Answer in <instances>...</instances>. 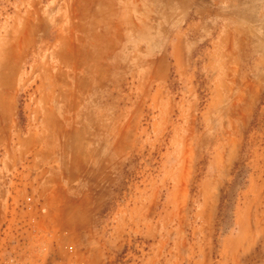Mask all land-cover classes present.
<instances>
[{
  "label": "rangeland",
  "instance_id": "rangeland-1",
  "mask_svg": "<svg viewBox=\"0 0 264 264\" xmlns=\"http://www.w3.org/2000/svg\"><path fill=\"white\" fill-rule=\"evenodd\" d=\"M0 264H264V0H0Z\"/></svg>",
  "mask_w": 264,
  "mask_h": 264
},
{
  "label": "built area",
  "instance_id": "built-area-1",
  "mask_svg": "<svg viewBox=\"0 0 264 264\" xmlns=\"http://www.w3.org/2000/svg\"><path fill=\"white\" fill-rule=\"evenodd\" d=\"M2 259V258H1ZM10 259H12V260H15L16 258H14V257H10ZM3 260V259H2Z\"/></svg>",
  "mask_w": 264,
  "mask_h": 264
},
{
  "label": "trees",
  "instance_id": "trees-1",
  "mask_svg": "<svg viewBox=\"0 0 264 264\" xmlns=\"http://www.w3.org/2000/svg\"><path fill=\"white\" fill-rule=\"evenodd\" d=\"M241 176H242V174L240 175V177H241ZM240 177H239V178H240ZM237 180L239 181V179H237Z\"/></svg>",
  "mask_w": 264,
  "mask_h": 264
}]
</instances>
